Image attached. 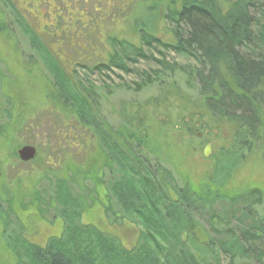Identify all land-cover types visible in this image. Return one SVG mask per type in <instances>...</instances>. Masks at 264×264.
<instances>
[{"label": "rangeland", "instance_id": "rangeland-1", "mask_svg": "<svg viewBox=\"0 0 264 264\" xmlns=\"http://www.w3.org/2000/svg\"><path fill=\"white\" fill-rule=\"evenodd\" d=\"M222 1L228 4L229 0ZM258 3L262 5L263 0ZM168 5L169 0H0V214L10 210L17 191L25 196L22 207L41 195L43 214L40 204L27 210L13 204L27 237L37 239L63 231L48 200L56 191L55 181L69 179V168L81 165L82 160L78 152L69 157L71 152L62 149L59 140L79 148L85 137L82 132L62 129L63 117L58 112L64 111L63 100L54 87L53 75L24 32L20 22L25 21L76 82L93 86L100 114L113 130L127 129L145 138L152 162L160 159L162 166L171 170V187L184 188L187 184L196 194L207 197L208 203L203 199L193 209L215 240L228 238L231 227L238 233L240 228L253 225L251 219L242 218L248 204L220 202L223 199L217 197L252 188L264 193L262 149L246 154L230 151L236 127L213 118L206 110L198 95L199 84L189 75L190 68L197 65L194 58L157 43L143 45L141 30L163 43L176 42V28L165 18ZM255 15L257 30L264 23L259 13ZM114 39L140 49L150 59L128 61V73L118 68L99 71L96 66L109 65L120 50L112 46ZM125 49L129 52L131 48L124 47L123 53ZM159 60L175 66L174 71L162 75L160 84L155 74L161 70ZM148 76L153 82L147 85ZM209 144L211 156L206 158L204 150ZM26 145L38 150L37 157L28 163L18 155ZM93 154L89 152V157ZM74 190L81 194L77 187ZM97 190L95 198L99 193L116 214V202L106 187ZM99 209L90 210L84 221L98 219ZM258 210L260 216L264 214V207ZM106 215L104 221L112 219ZM2 221L0 217V262L9 259L8 236L21 229L20 225L16 229L13 226V215L8 227ZM125 234L129 240L135 235L133 230ZM222 264H229L225 255ZM237 264L251 263L242 260Z\"/></svg>", "mask_w": 264, "mask_h": 264}, {"label": "trees", "instance_id": "trees-1", "mask_svg": "<svg viewBox=\"0 0 264 264\" xmlns=\"http://www.w3.org/2000/svg\"><path fill=\"white\" fill-rule=\"evenodd\" d=\"M258 4V0H229L228 4L222 0H169L165 18L176 28V42L166 44L140 31L144 46L157 43L196 60L189 75L199 84L198 95L213 118L235 125L230 151L241 154L259 149L264 153V24L257 30L254 27L255 14L259 13L264 23V0ZM20 23L53 75L54 87L63 100L64 111L58 112L63 117L62 129L82 132L85 141L74 148L59 140V146L71 152L69 157L78 152L82 160L81 165L69 168V179L55 181L56 191L48 200L55 207L63 231L37 239L27 237L13 204H18L20 210L40 204L43 214V200L36 195L22 207L25 196L15 192L10 210L0 217L8 227L13 215V226L16 229L20 225L21 229L8 236L9 259L0 264H222L223 255L229 264L242 260L264 264V214L258 213V208L264 207L261 189L233 196L219 194L217 198L223 199L220 202L248 204L242 218L251 219L253 225L240 228L238 233L231 227L228 238L215 240L193 209L207 197L196 194L187 184L184 188L171 187V170L158 158L160 163L157 160L154 165L145 138L131 130H113L100 114L93 86L76 82L56 62L36 31L26 21ZM112 46L121 52H116L109 65L96 66L99 71L118 68L128 73V61L150 59L140 49L134 50L117 39ZM123 46L131 49L123 53ZM157 62L161 64L160 72H155L160 84L162 75L174 71L175 66ZM145 81L148 85L153 79L148 76ZM89 152L94 154L89 157ZM74 187L81 194H75ZM103 187L116 202V214L99 193L95 198L97 189ZM97 208L101 211L98 219L86 223L84 216ZM104 214L112 219L104 221ZM131 230L135 233L133 240L125 234Z\"/></svg>", "mask_w": 264, "mask_h": 264}, {"label": "water", "instance_id": "water-1", "mask_svg": "<svg viewBox=\"0 0 264 264\" xmlns=\"http://www.w3.org/2000/svg\"><path fill=\"white\" fill-rule=\"evenodd\" d=\"M37 154H38L37 148L34 146H31V145H26L18 151L19 158L24 163L32 162L37 157ZM204 156L206 158H210V156H211V144H209L205 148Z\"/></svg>", "mask_w": 264, "mask_h": 264}]
</instances>
